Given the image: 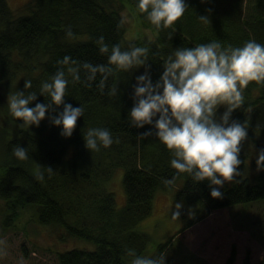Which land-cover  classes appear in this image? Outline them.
<instances>
[{
	"label": "trees",
	"instance_id": "trees-1",
	"mask_svg": "<svg viewBox=\"0 0 264 264\" xmlns=\"http://www.w3.org/2000/svg\"><path fill=\"white\" fill-rule=\"evenodd\" d=\"M185 2L189 7L184 16L171 28L158 31L145 18L146 14L138 10V0H27L20 15L6 0H0L1 90L14 94L23 90L24 81L29 80L32 88L24 91L26 94L35 91L38 95L31 107L37 102L48 103L49 97L39 96L40 86L42 82H50L56 71L63 68L69 81L66 103L84 108L73 135L65 138L60 135L62 129L48 119L42 120L39 127L19 128L22 121L10 114L4 96L5 105L0 104V137L10 140L14 137L13 142L27 148L29 155L26 164L0 163V199L9 210L6 217H15L19 207L34 204L38 223L55 230L59 239L84 241V246L58 252V264H131L127 249H135L138 255L163 253L173 237L159 243L158 250L151 251L147 248L149 234L137 227L151 212L157 190H175V196L198 203L202 209L201 214L184 222L178 232L205 218L215 208L264 199V170L239 184L225 183L219 189L223 198L215 199L210 195L207 180L196 183L187 174H176L170 166L171 153L155 131L151 137H139L150 126L132 127L128 113L133 106L132 86L135 78L143 74V67L125 72L109 65L113 69L111 75L105 78V73L97 72L92 79L81 67L80 79L74 81L67 68L76 65L57 63L70 56L80 64L108 65V54H102L96 43L102 35L109 49L114 44H119L122 50L147 47V62L155 82L163 72L165 60L176 48L195 47L214 40L225 47H241L252 39L264 45V0ZM124 9L139 26L148 28L152 36L136 32L128 37ZM205 15L210 23L198 19ZM69 26L71 37L66 35ZM114 85L118 93L111 96L109 92ZM244 97V104L232 113V119L247 122L248 137L253 130L264 135V84L250 83L244 89ZM224 107L219 108L217 117ZM62 110V106L57 109ZM89 128H107L114 141L119 142L90 152L83 139ZM11 145L12 148L15 144L11 141ZM119 164L124 166L122 182L126 194L121 207L116 206L114 194L107 188L113 168ZM42 165L50 166L53 171L47 172ZM37 169L43 172L42 180L36 178ZM173 178L172 184L166 183ZM234 248L224 264H234ZM242 264H250L248 253ZM254 264H264V254Z\"/></svg>",
	"mask_w": 264,
	"mask_h": 264
},
{
	"label": "clouds",
	"instance_id": "clouds-1",
	"mask_svg": "<svg viewBox=\"0 0 264 264\" xmlns=\"http://www.w3.org/2000/svg\"><path fill=\"white\" fill-rule=\"evenodd\" d=\"M189 5L185 0H138L137 8L158 31L171 28L185 14ZM204 23H210L208 16H198ZM66 35H73L69 26ZM171 36V34H169ZM96 43L102 54H108V65L80 64L70 56L57 61L69 66L67 72L74 81L80 79V68H84L94 78L97 72L112 74V67L125 72L143 67V74L135 78L133 87V106L128 115L131 126L148 131L139 135L147 137L155 131L156 137L171 153L170 166L176 174H187L196 183L207 180L210 195L222 199L219 190L227 183H241L245 173L239 171L244 161L240 159L243 144L248 139V124L232 119V113L244 104V89L252 82L264 84V45L254 39L241 47L224 46L219 40L195 47L176 48L163 65L159 79L153 82L151 66L147 62V47H131L122 50L119 44L109 49L101 35ZM65 71L59 68L50 82H42L39 96L50 98L48 103H35L38 95L32 88V82L24 81V89L10 93L7 105L10 114L18 121L21 129L39 127L44 119L60 127V135L70 138L77 121L84 115L82 106L73 107L66 103L67 87ZM118 87L113 86L109 95L116 96ZM62 111H57L60 107ZM224 107L217 117L218 110ZM47 114V115H46ZM84 146L88 151H100L109 148L114 142L112 133L107 128H89L83 136ZM13 155L21 161L29 159L27 148L16 145ZM257 170H264V148L259 149L256 159ZM43 166V165H42ZM47 172L53 169L43 166ZM36 178L42 180L43 172L37 169ZM240 179H237V178ZM173 180L166 181L172 184ZM182 203H175L174 218L180 215ZM3 241H0L2 244ZM132 257L131 264H165L166 256L138 255L135 249H127Z\"/></svg>",
	"mask_w": 264,
	"mask_h": 264
},
{
	"label": "rangeland",
	"instance_id": "rangeland-1",
	"mask_svg": "<svg viewBox=\"0 0 264 264\" xmlns=\"http://www.w3.org/2000/svg\"><path fill=\"white\" fill-rule=\"evenodd\" d=\"M6 1L16 14L24 13L22 7L27 0ZM123 15L128 37H133L136 32L152 36L148 28L137 24L127 9L123 10ZM3 93L8 96L0 88L1 106L5 105L3 96L7 100ZM251 134L243 144L240 159L244 163L238 170L244 172L247 178L253 179L258 172L257 152L264 148V135L259 130H253ZM13 138L10 140L0 137V163H28L29 159L21 161L13 155V147L17 145ZM252 140L255 141L251 144ZM11 141L15 144L12 148ZM126 146L131 149L128 142ZM123 171L122 164L115 166L107 183V188L114 194L117 207H121L126 201ZM232 184L226 182V185ZM175 203L183 205L178 218L172 215ZM201 210L198 203L175 196V190H157L151 212L137 225L150 236L147 240L148 250H158L159 243L173 237L163 252L166 256L165 264H224L232 247H235L234 264H242L247 253L250 264L261 259L264 254V199L215 208L205 218L178 232L184 222L201 214ZM8 213L4 201L0 199V241H3L0 244V264H58V252L73 246H84V241L78 239H59L55 230L38 223V210L34 204L19 207L15 217H6ZM89 247L93 248V245L90 244Z\"/></svg>",
	"mask_w": 264,
	"mask_h": 264
}]
</instances>
